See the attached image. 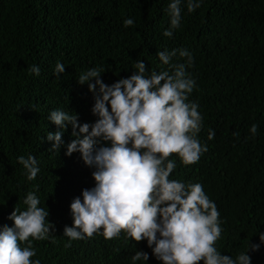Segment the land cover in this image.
Returning a JSON list of instances; mask_svg holds the SVG:
<instances>
[{"label": "trees", "instance_id": "obj_1", "mask_svg": "<svg viewBox=\"0 0 264 264\" xmlns=\"http://www.w3.org/2000/svg\"><path fill=\"white\" fill-rule=\"evenodd\" d=\"M171 0H0V225L13 226L8 215L21 210L28 191H36L49 221L50 238L35 241L41 264H132L136 250L152 255L147 241L121 234L75 240L65 226H73L70 205L82 190L92 188L93 168L80 153L65 155L74 138L69 125L60 152L50 151L48 131L60 130L48 120L51 110L79 114L80 123H93V94L77 83L81 72L99 66L102 79L112 84L129 77L133 63H146L148 72L171 71L158 51L184 48L194 64L187 71L196 80L189 96L199 104L203 128L198 134L208 151L199 162L185 166L175 154L177 167L169 179L201 183L220 212L222 238L216 247L235 257L249 243L261 244L264 233V0H203L195 12L182 0V19L172 38L166 11ZM134 26L125 28L124 20ZM177 53L171 63H186ZM57 61L65 65L60 78L53 75ZM37 65L39 76L29 75ZM148 74V73H146ZM258 125L255 138L249 129ZM209 130L215 138L208 139ZM239 133V137L233 135ZM44 138V140H43ZM43 141V142H42ZM34 155L40 167L35 181H27L17 157ZM38 186V191L36 187ZM54 238V242H53ZM251 264H264V244L248 253Z\"/></svg>", "mask_w": 264, "mask_h": 264}, {"label": "clouds", "instance_id": "obj_2", "mask_svg": "<svg viewBox=\"0 0 264 264\" xmlns=\"http://www.w3.org/2000/svg\"><path fill=\"white\" fill-rule=\"evenodd\" d=\"M181 4L182 0L169 3L170 26L163 36L172 38L180 27ZM202 4L203 0H187V10L193 13ZM134 24L131 17L124 20L125 28ZM177 53L187 58L186 63H171ZM156 55L172 70L149 73L146 63L137 59L129 77L110 85L102 79L105 72L99 66L79 74L77 83L87 85L94 97L91 111L97 119L93 123L81 124L78 113L63 109L48 115L60 129L47 132V141H54L49 150L60 152L70 125L74 138L65 155L78 152L85 165L94 169V187L83 189L82 199L75 197L70 205L74 223L64 228L63 235L69 238L65 247L94 235L113 240L123 233L137 243L146 240L161 264H251L248 253L264 244V233H259L261 244L250 242L246 252L222 255L216 247L224 231L217 204L201 183L169 179L177 167L174 154L189 166L198 163L208 147L198 139L204 119L199 104L189 100L196 87L187 71L194 64L191 52L179 48ZM65 68L57 61L53 75L60 78ZM28 72L39 76L41 69L31 65ZM249 131L254 139L258 125L252 124ZM233 135L239 137L238 132ZM214 138L215 131L209 130L208 139ZM17 161L27 181H35L40 172L37 158L21 155ZM23 204L24 210L16 205L7 217L13 226L0 225V264H41L40 259H32L37 256L34 242L49 239L55 230L49 209L40 207L36 191H28ZM131 261L148 262L149 253L136 250Z\"/></svg>", "mask_w": 264, "mask_h": 264}]
</instances>
